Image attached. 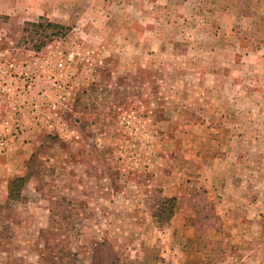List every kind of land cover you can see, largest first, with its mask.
Returning <instances> with one entry per match:
<instances>
[{
	"label": "rangeland",
	"instance_id": "1",
	"mask_svg": "<svg viewBox=\"0 0 264 264\" xmlns=\"http://www.w3.org/2000/svg\"><path fill=\"white\" fill-rule=\"evenodd\" d=\"M0 61V264H264V0H0Z\"/></svg>",
	"mask_w": 264,
	"mask_h": 264
},
{
	"label": "trees",
	"instance_id": "2",
	"mask_svg": "<svg viewBox=\"0 0 264 264\" xmlns=\"http://www.w3.org/2000/svg\"><path fill=\"white\" fill-rule=\"evenodd\" d=\"M26 25L35 26V27H49L57 35H60L61 32H64L67 28V26H64L63 24L44 20V18H41L40 21L36 23L26 22ZM28 175H30V173H28ZM28 175L26 174L25 176H16L9 179L7 184V195L9 199L19 198V196L21 195V190L25 185L26 178ZM149 208H150V216L152 220H154V223L157 227L168 225L170 219L172 218V216L176 211L177 198L175 196H165L162 194H157V196L154 197L153 204ZM48 248L50 247L48 246ZM149 257L150 254L144 259H140L138 258V256H135V258L132 259L125 258L123 260H120L118 256L114 255L110 258L107 264H148ZM154 257H155L154 261H158V260L162 261V259L156 256ZM62 260L63 259H61L60 262H62ZM89 264H98V263H96L95 258L92 257Z\"/></svg>",
	"mask_w": 264,
	"mask_h": 264
},
{
	"label": "crops",
	"instance_id": "3",
	"mask_svg": "<svg viewBox=\"0 0 264 264\" xmlns=\"http://www.w3.org/2000/svg\"><path fill=\"white\" fill-rule=\"evenodd\" d=\"M42 13V12H41ZM42 15V14H41ZM159 103V102H158ZM158 103H157V105H158ZM165 103V105L166 104H168V102H164ZM161 105V104H160ZM155 106L154 108H153V110L152 111H154V112H161V111H163L164 113L166 112H168V109H169V107H165V106ZM156 193L157 194H162V195H165V196H175L176 198H177V208H176V211H175V213H174V215L172 216V218L170 219V222L169 223H171V221L172 220H174L175 219V217H176V215H177V213H178V209H179V204H178V197L176 196V195H174V194H169V193H166L165 191H163V190H161V188H156ZM183 220H185V223L183 224V225H185V224H188L190 221H188V220H191V218H189L187 215H185L184 216V218H183ZM169 225V224H168ZM187 226V225H186Z\"/></svg>",
	"mask_w": 264,
	"mask_h": 264
},
{
	"label": "built area",
	"instance_id": "4",
	"mask_svg": "<svg viewBox=\"0 0 264 264\" xmlns=\"http://www.w3.org/2000/svg\"><path fill=\"white\" fill-rule=\"evenodd\" d=\"M15 67H16V63H14L12 61H9L6 64H2L0 61V76L4 77L6 75V73L8 72V70L15 69ZM1 72H4V74L1 75Z\"/></svg>",
	"mask_w": 264,
	"mask_h": 264
}]
</instances>
